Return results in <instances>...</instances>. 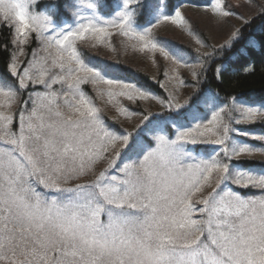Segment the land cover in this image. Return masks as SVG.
I'll use <instances>...</instances> for the list:
<instances>
[{
  "label": "snow or ice",
  "instance_id": "1",
  "mask_svg": "<svg viewBox=\"0 0 264 264\" xmlns=\"http://www.w3.org/2000/svg\"><path fill=\"white\" fill-rule=\"evenodd\" d=\"M39 3L0 0V264H264V161L247 166L264 154V134L240 127L264 124V100L204 86L210 70L223 85L217 53L242 41L241 54L264 49V36L245 40L235 27L193 64L153 35L161 21L186 23L163 0H119L108 12L105 0ZM203 7L218 23L264 20V6L248 18L226 0ZM114 34L158 51L181 86L179 69H190L193 90L181 99L160 81L157 95L110 76L80 45H111ZM89 84L119 116L140 117L132 131L108 122ZM151 100L162 111L132 108Z\"/></svg>",
  "mask_w": 264,
  "mask_h": 264
},
{
  "label": "rangeland",
  "instance_id": "2",
  "mask_svg": "<svg viewBox=\"0 0 264 264\" xmlns=\"http://www.w3.org/2000/svg\"><path fill=\"white\" fill-rule=\"evenodd\" d=\"M205 1V0H204ZM227 4H231L236 7V11L242 13L245 18L252 17L260 11L261 6H264V0H226ZM204 4L196 3L195 1L185 0L181 4L175 6L172 11H164L168 14H174V10L179 8L182 15L185 17V24H174L171 21H161L153 29V35L160 38V40L170 42L171 45L180 46V44L188 45L199 51H206L208 48L200 34H204L207 39L213 45H219L223 43L229 36L230 32L235 28L239 27L242 24V21L236 16H232L223 23H218L215 17L206 11L203 7ZM39 10V9H38ZM87 14V10L85 11ZM70 22V21H69ZM189 25L191 26V31L189 30ZM115 33V30H113ZM202 41L197 43V40ZM133 41H129L127 37H123L119 34H114L111 38V45L105 44L100 45L96 48H87L86 46L80 45L86 54H90L94 62L103 66L109 65L111 69L115 68L116 64L128 65L132 67H137L147 73L157 81H163L165 87L169 91L178 90L181 99L187 96L193 87L194 77L192 76V71L187 68H180V78L186 80L188 83L186 85H179L174 80H168L163 75L164 70L167 68L169 74L171 75V65L170 62L166 61L163 56L157 52H151L145 50L143 52L131 47ZM33 48L38 47V44H32ZM115 48L116 50H113ZM190 63L195 64L192 60ZM197 68L199 65H195ZM117 68V67H116ZM42 90V89H38ZM85 91L89 95L93 96L96 99L97 104L103 109L104 117L108 120L109 123L116 124L120 128L133 129L137 123H139V116L124 117L119 116L116 112V109L111 105L107 104L106 97L101 99L97 97L95 91L93 90L92 85H86ZM254 101V100H252ZM260 100H257V102ZM134 111H142L145 114L149 111L159 112L162 110V106L155 100L151 101H140L139 103L132 106ZM262 124V123H258ZM264 125V124H262ZM254 135L264 134V131H259L258 129L251 132ZM242 138V137H238ZM246 139V142L256 143L253 140ZM203 148H211V146ZM203 148L201 150H203ZM251 160L264 161V154L256 153ZM104 165H100L103 167ZM261 165L255 163L250 167H260ZM86 177L85 179H89ZM194 199H199L195 197Z\"/></svg>",
  "mask_w": 264,
  "mask_h": 264
},
{
  "label": "trees",
  "instance_id": "3",
  "mask_svg": "<svg viewBox=\"0 0 264 264\" xmlns=\"http://www.w3.org/2000/svg\"><path fill=\"white\" fill-rule=\"evenodd\" d=\"M183 1L185 0H163L164 9L166 11H172L175 6L181 4ZM189 1H195L196 3L202 4L206 3V0ZM52 2L53 0H40V3L37 5V9H43L46 4ZM65 2L71 3V0H65ZM118 2L119 0H105L106 7L103 9V11L108 12L110 9L115 8ZM147 19L148 17L145 16L144 20L141 21V23H146ZM239 27L242 28V34L245 40H247L248 38L258 39L259 37L264 36V31H262V28H264V20L262 19H256L247 26H244L242 23ZM200 36L203 39L205 45L208 47L206 51L198 50L200 53L211 52L212 47H209V45L219 46L224 43L223 42L219 45H213L204 34H200ZM7 38L8 29L0 28V43L4 42ZM243 45L244 41H242L240 44L234 45L231 49L226 48L222 52L217 53L218 59L215 61L213 67L223 64L228 69L223 78V85L221 86L212 79V72L210 70L208 73V84L204 86L216 88L220 92L222 97L228 94H240L250 100H264V49L257 48L255 50L248 51L246 54H241V48L243 47ZM180 46L184 47L192 53V61L195 62L194 56L197 49L184 44H180ZM6 55V53L0 52V71H3L6 67L4 63ZM114 66H116L117 68L115 67L111 69L109 65L106 66L108 74L110 76L125 80L138 81L144 87L150 89L157 95H165L164 91L160 88V81L154 80L149 73L137 67H132L125 64H116ZM245 67H248L249 71L245 72ZM114 127L117 129H121L116 124L114 125ZM240 127L243 131L249 132L255 131L257 129L259 131H264V125L258 123L241 125ZM126 130L132 131L133 129ZM255 163V160H251V163H249L247 166L250 167Z\"/></svg>",
  "mask_w": 264,
  "mask_h": 264
}]
</instances>
